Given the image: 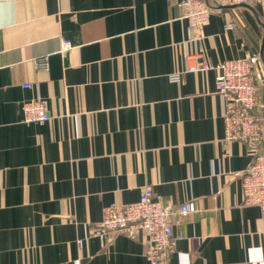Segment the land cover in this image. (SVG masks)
Listing matches in <instances>:
<instances>
[{
    "label": "crops",
    "instance_id": "crops-1",
    "mask_svg": "<svg viewBox=\"0 0 264 264\" xmlns=\"http://www.w3.org/2000/svg\"><path fill=\"white\" fill-rule=\"evenodd\" d=\"M182 1L0 0V264H150L143 232L98 233L104 207L146 185L174 211L196 206L173 215L163 264H264L260 208L242 193L254 152L224 140L216 71L170 79L196 51L211 64L256 54L264 73V4L209 0L189 40ZM35 97L49 118L26 123Z\"/></svg>",
    "mask_w": 264,
    "mask_h": 264
},
{
    "label": "built area",
    "instance_id": "built-area-1",
    "mask_svg": "<svg viewBox=\"0 0 264 264\" xmlns=\"http://www.w3.org/2000/svg\"><path fill=\"white\" fill-rule=\"evenodd\" d=\"M233 3L256 4L264 0H231ZM184 17L187 19L188 39L201 38L203 27L210 21L213 6L209 0H183L181 3ZM227 28L233 29L228 23ZM70 46L68 41L64 42ZM187 65L184 71L170 75L173 81H179L183 72L215 70L217 91L225 102L224 140L242 141L254 152L250 165L241 173L243 203L260 208V227L264 231V153L258 151L264 141V123L260 121L255 108L259 105L257 81L264 80V73L256 68L259 55L248 54L236 59H226L211 64L203 52L186 54ZM38 70L48 69L49 58L44 55L35 59ZM29 87V83H24ZM23 121L42 123L49 118L47 101L42 97L22 102ZM194 202L181 204L176 211L156 196L152 186L146 185L140 197L133 202L110 203L103 209L98 233L102 238L108 231H124L135 237L143 232L146 237V257L150 264H163L175 251L180 235L174 232V224L179 220L172 217L175 213L183 215L195 211ZM76 264H79L77 261Z\"/></svg>",
    "mask_w": 264,
    "mask_h": 264
},
{
    "label": "clouds",
    "instance_id": "clouds-1",
    "mask_svg": "<svg viewBox=\"0 0 264 264\" xmlns=\"http://www.w3.org/2000/svg\"><path fill=\"white\" fill-rule=\"evenodd\" d=\"M262 251H264V250H262Z\"/></svg>",
    "mask_w": 264,
    "mask_h": 264
}]
</instances>
